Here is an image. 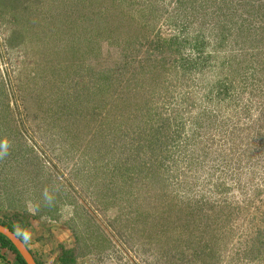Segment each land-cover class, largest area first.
Masks as SVG:
<instances>
[{
  "label": "rangeland",
  "instance_id": "obj_1",
  "mask_svg": "<svg viewBox=\"0 0 264 264\" xmlns=\"http://www.w3.org/2000/svg\"><path fill=\"white\" fill-rule=\"evenodd\" d=\"M24 217L82 264H264V0H0Z\"/></svg>",
  "mask_w": 264,
  "mask_h": 264
},
{
  "label": "trees",
  "instance_id": "obj_2",
  "mask_svg": "<svg viewBox=\"0 0 264 264\" xmlns=\"http://www.w3.org/2000/svg\"><path fill=\"white\" fill-rule=\"evenodd\" d=\"M0 224L4 225L5 227L9 228L12 232L17 234V236L27 245V238L26 235L29 231L30 224L27 218H16V224L13 220L8 219V221L1 220ZM2 249H7L15 255V259L12 264H26L22 256L18 253L15 246L11 243V241L5 237L4 235L0 234V252ZM29 249V248H28ZM61 254L59 256L60 264H76L77 263V255L75 254V249H66L64 246L60 247ZM31 252V251H30ZM32 253V252H31ZM0 259H4V257L0 253ZM38 264H42L37 261Z\"/></svg>",
  "mask_w": 264,
  "mask_h": 264
},
{
  "label": "crops",
  "instance_id": "obj_3",
  "mask_svg": "<svg viewBox=\"0 0 264 264\" xmlns=\"http://www.w3.org/2000/svg\"><path fill=\"white\" fill-rule=\"evenodd\" d=\"M31 228V227H30ZM39 235H36L35 232L28 231L26 238H27V245L29 250L32 252V255L36 259V261L42 263V264H60L59 262V256L61 254V249L58 250L56 253H52L51 251L47 252L44 248H41L36 242V238ZM35 242V243H32ZM66 249H72L71 246L64 245ZM37 248V249H36ZM1 255L4 257V259H0V264H12L15 255L10 252L7 249H2L1 250ZM80 257V256H79ZM76 264H82L77 258V263Z\"/></svg>",
  "mask_w": 264,
  "mask_h": 264
},
{
  "label": "water",
  "instance_id": "obj_4",
  "mask_svg": "<svg viewBox=\"0 0 264 264\" xmlns=\"http://www.w3.org/2000/svg\"><path fill=\"white\" fill-rule=\"evenodd\" d=\"M0 234L4 235L11 241L26 264H38L26 244L17 236V234L2 224H0Z\"/></svg>",
  "mask_w": 264,
  "mask_h": 264
}]
</instances>
